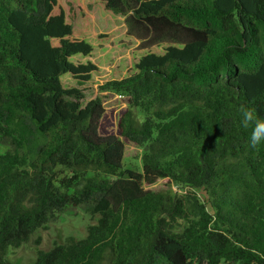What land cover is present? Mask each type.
Returning <instances> with one entry per match:
<instances>
[{
  "label": "trees",
  "instance_id": "obj_1",
  "mask_svg": "<svg viewBox=\"0 0 264 264\" xmlns=\"http://www.w3.org/2000/svg\"><path fill=\"white\" fill-rule=\"evenodd\" d=\"M91 5L140 54L102 87L128 98L117 135L63 86L98 75L72 62ZM241 106L264 118V0H0V264L69 208L95 224L28 264H264V144Z\"/></svg>",
  "mask_w": 264,
  "mask_h": 264
},
{
  "label": "rangeland",
  "instance_id": "obj_2",
  "mask_svg": "<svg viewBox=\"0 0 264 264\" xmlns=\"http://www.w3.org/2000/svg\"><path fill=\"white\" fill-rule=\"evenodd\" d=\"M125 16L120 14L100 11L97 5H91L89 13V44L92 53L89 57H75V64L92 63L98 68V75L86 84L80 85L65 78V88H77L83 95L82 105L95 99H100L105 108V117L101 123L103 134L117 135L118 118L127 106V97L102 87L112 81L121 80L133 70L134 64L140 55L137 43L126 36ZM6 147L0 145V153ZM145 148H138L125 142V156L123 166L126 170L141 171L142 155ZM177 191V187H174ZM179 192V191H178ZM201 201L206 196L199 192ZM96 218H92L81 208H69L58 214L56 220L47 225L46 229L38 230L29 242L19 249H10L7 259L11 263H32L39 250L47 251L55 244H63L68 238L80 239L85 237L88 226L95 224ZM40 240L38 245L35 244Z\"/></svg>",
  "mask_w": 264,
  "mask_h": 264
},
{
  "label": "clouds",
  "instance_id": "obj_3",
  "mask_svg": "<svg viewBox=\"0 0 264 264\" xmlns=\"http://www.w3.org/2000/svg\"><path fill=\"white\" fill-rule=\"evenodd\" d=\"M240 123L251 128L250 144L255 147L264 144V118L259 117L254 109L241 106L239 109Z\"/></svg>",
  "mask_w": 264,
  "mask_h": 264
}]
</instances>
